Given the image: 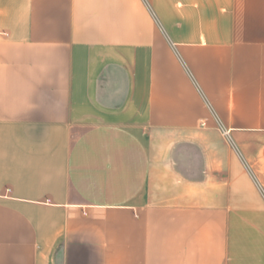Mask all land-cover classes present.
<instances>
[{
  "label": "crops",
  "instance_id": "crops-1",
  "mask_svg": "<svg viewBox=\"0 0 264 264\" xmlns=\"http://www.w3.org/2000/svg\"><path fill=\"white\" fill-rule=\"evenodd\" d=\"M0 264H264V0H0Z\"/></svg>",
  "mask_w": 264,
  "mask_h": 264
}]
</instances>
